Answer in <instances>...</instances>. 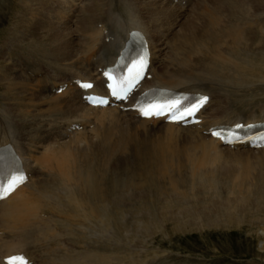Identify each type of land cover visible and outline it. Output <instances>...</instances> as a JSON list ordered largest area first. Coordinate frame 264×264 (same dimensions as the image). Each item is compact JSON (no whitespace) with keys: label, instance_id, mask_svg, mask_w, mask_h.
Wrapping results in <instances>:
<instances>
[{"label":"bare ground","instance_id":"6f19581e","mask_svg":"<svg viewBox=\"0 0 264 264\" xmlns=\"http://www.w3.org/2000/svg\"><path fill=\"white\" fill-rule=\"evenodd\" d=\"M51 2L44 20L48 25L37 20V25L32 24L37 31L30 37L10 39V33L1 47L8 50L6 56L28 54L41 68H34L37 79L33 81L32 76H24L18 63H0V145L12 142L29 173L25 183L0 200V264L15 253H25L32 264L126 262L119 248L110 251L102 244L89 249L101 223L113 226L117 234L121 225L145 222L190 227L200 222L206 228L238 223L240 214L235 209L239 203L244 207L248 196L204 199L201 205L198 192L182 191L176 185L164 194L153 188L156 185L150 177L154 178L156 169L165 176L168 153L181 151L171 147L177 142L193 152L189 166L195 168L196 177L212 184L217 179L215 166L224 164L213 153H264V147L221 144L208 133L221 123L259 120L255 118L264 111V107L254 110L257 115L248 117L242 110L224 113L219 108L220 99L224 101L229 94L231 106L254 102L260 91L264 96V80H255L262 77L258 75L263 65L258 60L264 42L260 10L264 0ZM132 29L142 31L149 41L152 77L142 81L140 90L124 104L127 109L88 105L78 79L92 80V90L103 91L100 68L114 63ZM153 87L208 94L209 101L200 111L202 121L181 125L140 117L132 106L138 95ZM60 88L62 93L57 92ZM152 131L171 140L168 148L154 145L155 140L147 136ZM238 184L248 191L254 188L250 181Z\"/></svg>","mask_w":264,"mask_h":264},{"label":"rangeland","instance_id":"374dc122","mask_svg":"<svg viewBox=\"0 0 264 264\" xmlns=\"http://www.w3.org/2000/svg\"><path fill=\"white\" fill-rule=\"evenodd\" d=\"M26 1L28 3H25ZM26 1L0 0V53L1 55L3 54V56L5 57V60L4 58H1L2 60H0L1 61L0 63L4 64L5 61L7 62L9 61L10 63L12 62L16 64L18 63L20 68L22 69V72L24 73V76L25 77L28 76L29 79L30 76H32L31 79L33 81H36L37 79L35 77L37 76L36 71L37 68H41L40 67L41 64H38L37 61H35V59L29 58L28 57L29 55L26 53L21 54V52L19 53L15 52V53H10L9 55L7 54L6 56L5 54L7 53L8 50L6 48L5 49L1 48L3 45L2 42L6 40L5 36L9 35L10 33H11L10 39L14 37H18V35L20 38L26 39L27 37H30L32 35L33 31H37L36 25L41 21V19L42 22H44V24L48 25L49 22H45L46 21L45 18L47 15L46 11L49 9L50 5L52 6L53 4L51 2L52 0L50 1L26 0ZM23 3L27 5L29 11H27V8L23 7L25 6V4ZM30 5L32 6L34 5V6L32 7ZM263 5L260 10H262V15L264 17ZM32 18L34 19L32 20ZM37 20L39 22H37ZM25 24L27 25L25 26ZM32 24H36V25H34L33 27ZM22 33L24 34V36ZM247 33L248 32H246V35ZM263 49H264V42H262V53H261L262 58L258 60V62L260 63L259 65L261 64L263 65L262 66L263 68L262 67L259 68L260 74L258 75L259 77L260 75H262V77L260 78L256 77L255 79L258 82L264 80V64H263L264 50ZM30 68L33 69V73H28ZM34 68H36V71ZM251 93L252 91H250V94ZM255 98L257 99L254 102L246 103V106L245 104L231 106L230 102H232V98L231 95L229 94L227 95L224 101L223 98L220 99L221 102L219 108H223L222 111L224 113L235 110L236 112H238L242 110L243 114H245L244 116L249 117L251 113L256 114L257 110L261 111L260 108L264 107V96L262 97L261 91L259 92V94L256 95ZM0 100H1V96H0ZM261 115L264 116V111L258 114V116ZM37 132H39V129ZM152 133L153 131L149 133L151 134L150 136L149 134L147 136L150 138L152 137L151 139L149 138L150 140L153 141L155 140L154 142L153 141L152 142L156 147H159V145L161 147L163 145L162 148L164 149H166V147L168 148V143H170L171 141L170 139H168V137H166L163 133L162 135L161 132L159 131H154V133L153 134ZM157 135L159 136V138ZM158 141H160L161 144ZM35 142L37 141L35 140ZM187 146L188 145H185L182 142H177L175 146H173L172 144L171 147L173 149H177V150L181 149L182 153L181 151H179L180 153L179 152L176 153L173 151H170L168 153L170 157L166 162L168 168L165 173V176L161 174L159 170L156 169L154 173V178L150 177L151 180L154 181L155 183L154 185H156L153 188L161 189V191L164 192V194L173 191L176 185L177 188L180 187L179 190L182 191L186 189L190 191L191 189V191H194L195 194H197L198 192L199 194L198 197L201 199V201L203 200L201 202L202 203L201 205H204L203 204L204 199L209 202L211 199L213 200L218 199L220 196L229 195L231 198H235L234 197L235 195L244 194V197L248 196L250 200H248V197L246 198L247 202L245 204L242 203L244 207L240 206L241 203L237 204V208L235 209V212L237 213L236 215L240 214L239 215L240 220H238V223H236L235 225L231 224V226H226V227L212 226L206 228V227H202V225H199L201 224L200 222L194 224L196 226L193 227H190L191 225L185 223L175 225L174 223L171 222L165 223L163 221L150 222V223L145 222L143 224L121 225L118 229L119 231L118 234L113 229V226L107 223L106 224L101 223L97 225V229L95 233L92 234L94 239H91L92 243L89 249H92L93 246L100 247L99 245L102 244L104 248L110 251H113L114 248L117 249L119 248L118 250L119 253L121 250L125 252V254L123 252V257L127 261L125 262L123 259H121V262H119L118 264H264V157H263L264 153L259 155L246 154V153L230 154L226 152L222 153L220 151H218L219 153L218 152L213 153L214 156L219 157L218 161H221L222 163L224 162V164L221 166H224L225 168L221 166L220 168L218 166H215L214 174L216 176L215 178L217 179L215 183L212 184L208 180L203 182L196 177L195 168L192 169L189 166L190 164H192L191 162H192L193 152L191 150L189 152L187 149L184 150L185 149L184 147ZM186 153H191V154H186ZM213 155L211 157H214ZM219 155H221L222 157ZM171 159L173 160L171 161ZM183 163H185V165ZM228 167L229 169L230 168L231 169L230 170L228 169L227 171L226 168ZM192 176L194 177L191 179ZM248 176H250V179ZM140 177L141 176L139 175V180L141 181ZM236 180L239 181L238 183H240L241 180L244 182L250 181L254 185V188L249 191L248 188L243 189L244 187L239 186ZM214 187H216V189L218 190L217 191L213 190L215 189ZM205 191H208V193H204ZM240 191L242 192L240 193ZM236 192L238 193L236 194ZM207 197L209 199H206ZM241 207L245 209H242ZM47 257H44V261L55 263L53 259Z\"/></svg>","mask_w":264,"mask_h":264}]
</instances>
